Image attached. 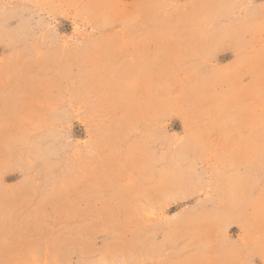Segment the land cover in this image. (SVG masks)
I'll return each instance as SVG.
<instances>
[{"label":"rangeland","instance_id":"374dc122","mask_svg":"<svg viewBox=\"0 0 264 264\" xmlns=\"http://www.w3.org/2000/svg\"><path fill=\"white\" fill-rule=\"evenodd\" d=\"M0 264H264V0H0Z\"/></svg>","mask_w":264,"mask_h":264}]
</instances>
